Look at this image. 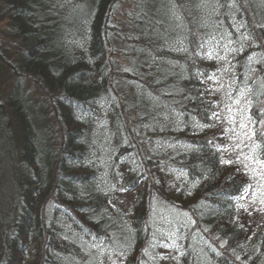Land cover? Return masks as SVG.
Instances as JSON below:
<instances>
[{
    "label": "trees",
    "instance_id": "1",
    "mask_svg": "<svg viewBox=\"0 0 264 264\" xmlns=\"http://www.w3.org/2000/svg\"><path fill=\"white\" fill-rule=\"evenodd\" d=\"M240 88L264 127V0H0V264H264Z\"/></svg>",
    "mask_w": 264,
    "mask_h": 264
},
{
    "label": "snow or ice",
    "instance_id": "2",
    "mask_svg": "<svg viewBox=\"0 0 264 264\" xmlns=\"http://www.w3.org/2000/svg\"><path fill=\"white\" fill-rule=\"evenodd\" d=\"M243 27V26H241ZM235 51V49H233ZM251 92V89L248 88H240L238 92L235 93V98L233 99V93L229 92V99H230V105L228 107V112L230 114V121L231 123L235 124L237 123L236 117L237 115L240 116L239 120V129L241 135L243 137V140L247 141H254V138L257 136V132H259L261 137H264V127H261L260 129H257L256 124L257 120L253 118L252 116V108H253V101L249 99L247 101V104L244 103V98L247 93ZM233 105L236 106V111L233 112ZM243 105V106H242ZM245 112H247V115H245ZM264 115V113H262ZM213 117L219 118L217 113L212 114ZM260 124L264 126V121H260ZM235 131V129H233ZM247 146V145H246ZM239 147V145H237ZM261 147L260 142H255L252 145L253 151H252V160L253 162H257V155H256V149H259ZM239 160V157L237 158ZM222 164H228L231 163V161L223 160L221 159ZM260 163H264V161H260ZM255 195V193H254ZM239 259V257H237Z\"/></svg>",
    "mask_w": 264,
    "mask_h": 264
},
{
    "label": "rangeland",
    "instance_id": "3",
    "mask_svg": "<svg viewBox=\"0 0 264 264\" xmlns=\"http://www.w3.org/2000/svg\"><path fill=\"white\" fill-rule=\"evenodd\" d=\"M10 42V38H5L4 39V44L7 45L8 43ZM10 84H5V88H4V91H6L8 88H9ZM24 91H25V94H26V97L29 98V99H34V100H40L38 101L39 103H43L45 100L44 98L41 99L40 96L37 98V94H36V89L35 87H33L31 84H28V83H25L24 84V87H23ZM36 98V99H35ZM236 109V107L234 108ZM245 115H247V113L245 112ZM1 117V115H0ZM236 120L237 122H239L240 119H238V115L236 117ZM5 120L3 118H0V166L2 165V162H3V156L2 155H6L8 154L9 152H11V147L8 143V140H7V136L5 134V131H4V128H3V124L2 122H4ZM238 128V124L235 123L234 124V129L235 131H233V129L231 128L232 130V133L231 134H234L235 138H232L231 139V142L230 140L228 139V146L232 148H236L237 145H240L241 141L243 140V137L241 135H239V131L237 130ZM5 129H9L7 126ZM243 143V142H242ZM17 146L14 145L13 146V149L16 148ZM2 180L0 182V207L3 208V210L5 211V215L6 216H9L10 213H15L17 211V209H14V210H11V212H9L8 214L6 213V206H7V199H5L7 196H12L13 195V188H11V182H9L7 179L8 177L11 175V173L9 172H6V171H3L0 169V176H2ZM11 179V177H9ZM258 205H263V202H258ZM257 211L259 213L262 212V208H259L257 209Z\"/></svg>",
    "mask_w": 264,
    "mask_h": 264
}]
</instances>
